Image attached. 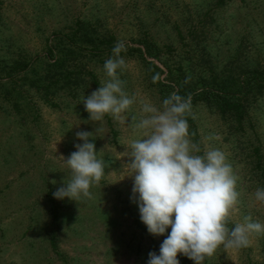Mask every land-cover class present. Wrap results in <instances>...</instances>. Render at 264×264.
Masks as SVG:
<instances>
[{"label": "rangeland", "instance_id": "1", "mask_svg": "<svg viewBox=\"0 0 264 264\" xmlns=\"http://www.w3.org/2000/svg\"><path fill=\"white\" fill-rule=\"evenodd\" d=\"M117 42L126 47L118 78L136 102L125 123L93 122L83 98L107 79ZM254 71L264 75V0H0V264H147L165 237L147 232L130 200L124 165L141 138L140 102L161 108L172 93L191 99L227 78L246 87V117L238 123L191 102L189 138L200 154L224 151L238 177L228 227L246 215L264 223V203L254 199L264 188V88L249 86ZM98 126L104 175L91 198L55 199L70 178L60 157L82 143L77 132ZM204 264H264V234L239 250L221 246Z\"/></svg>", "mask_w": 264, "mask_h": 264}, {"label": "clouds", "instance_id": "2", "mask_svg": "<svg viewBox=\"0 0 264 264\" xmlns=\"http://www.w3.org/2000/svg\"><path fill=\"white\" fill-rule=\"evenodd\" d=\"M125 50L123 42L113 46L103 65L107 79L83 98L93 122L111 115L125 123V114L136 102L118 78V71L125 66L121 55ZM140 103L144 117L135 127L141 138L130 142L129 162L124 165L127 177L133 178L130 200L138 206L147 232L165 237L159 253L148 254L147 264H180V255L194 264H204L221 246L239 250L249 245L252 234H264V223L250 215L228 227L239 202L238 177L224 151L210 147L200 154L191 142L185 118L191 110L190 98L172 93L161 108L150 101ZM101 131L98 126L95 134L76 133L82 143H76V150L66 159L60 157L70 170V178L53 193L55 199L91 198V187L104 175V161L94 143ZM254 199L264 203V188H257Z\"/></svg>", "mask_w": 264, "mask_h": 264}, {"label": "trees", "instance_id": "3", "mask_svg": "<svg viewBox=\"0 0 264 264\" xmlns=\"http://www.w3.org/2000/svg\"><path fill=\"white\" fill-rule=\"evenodd\" d=\"M144 48L149 53L152 52V45L144 43ZM248 79V84L251 89L261 90L264 88V75L258 71H254ZM245 86L237 83L232 78H227L218 83L212 90H204L191 97V102H203L210 104L222 115H231L235 120L240 123L246 116L245 107L242 97L244 96ZM250 90V89H249ZM108 116V115H106ZM256 164L257 168L262 171V157L256 151ZM264 180V173L262 172Z\"/></svg>", "mask_w": 264, "mask_h": 264}]
</instances>
